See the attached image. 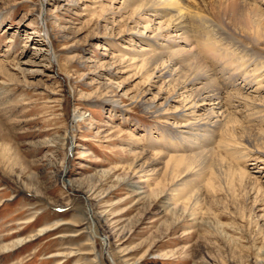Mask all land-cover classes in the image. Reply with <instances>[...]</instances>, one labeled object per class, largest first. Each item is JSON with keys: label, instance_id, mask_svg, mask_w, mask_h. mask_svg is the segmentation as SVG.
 <instances>
[{"label": "rangeland", "instance_id": "rangeland-1", "mask_svg": "<svg viewBox=\"0 0 264 264\" xmlns=\"http://www.w3.org/2000/svg\"><path fill=\"white\" fill-rule=\"evenodd\" d=\"M120 3L0 0V264H264V162L245 160L259 183L222 166L197 206L171 192L184 170L139 168L140 148L173 146V116L128 59L159 20L143 30ZM245 88L264 99V78Z\"/></svg>", "mask_w": 264, "mask_h": 264}, {"label": "bare ground", "instance_id": "bare-ground-1", "mask_svg": "<svg viewBox=\"0 0 264 264\" xmlns=\"http://www.w3.org/2000/svg\"><path fill=\"white\" fill-rule=\"evenodd\" d=\"M105 1L112 5L117 0ZM120 2L135 24L146 22L143 30L150 31L149 24L159 20L152 35L144 36L147 49L142 48L140 54L129 50L128 59L137 60L140 55V66L146 67L148 79L161 80L158 91L162 101L154 106L155 112L167 115L170 111L173 116V137L168 140L173 146L165 151L156 146V151L140 148L138 160L144 159L139 163L141 171L144 165L154 163V170L171 180L182 170L184 180L207 174L205 186L199 187L198 180L191 185L187 183L192 180H181L171 190L177 199H192L193 206L198 205L201 192L209 191L222 166L259 183L244 166L248 157L264 162V99L249 102L242 92L248 84L264 78V56L254 50L264 49V0ZM4 60L0 59V67ZM237 78L244 84L236 82ZM239 99L243 102H237ZM242 105L253 110L249 115L257 117L248 118V125L239 116ZM145 106L154 108L150 103Z\"/></svg>", "mask_w": 264, "mask_h": 264}]
</instances>
